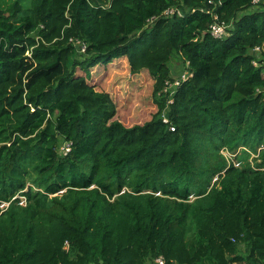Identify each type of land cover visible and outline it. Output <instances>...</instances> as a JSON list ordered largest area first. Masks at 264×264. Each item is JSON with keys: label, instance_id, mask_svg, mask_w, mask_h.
<instances>
[{"label": "trees", "instance_id": "obj_1", "mask_svg": "<svg viewBox=\"0 0 264 264\" xmlns=\"http://www.w3.org/2000/svg\"><path fill=\"white\" fill-rule=\"evenodd\" d=\"M118 58L154 80L142 124L88 81ZM160 256L264 264V0H0V264Z\"/></svg>", "mask_w": 264, "mask_h": 264}, {"label": "rangeland", "instance_id": "obj_2", "mask_svg": "<svg viewBox=\"0 0 264 264\" xmlns=\"http://www.w3.org/2000/svg\"><path fill=\"white\" fill-rule=\"evenodd\" d=\"M171 63L172 78H176L178 72L184 71V65L180 59H173ZM91 73L88 76V81L95 86L96 90L109 93L115 105L116 114L114 118L125 126L142 124L149 120L156 111L152 99L154 80L147 70L131 73L126 59L118 58L108 65L100 63L91 69ZM221 152L227 159L233 157L231 153L224 149ZM241 156L251 161V158L255 155L251 154L247 157L244 153H241ZM233 161L235 162V160ZM235 164L237 165V163ZM34 177L35 174H31L27 182V186L32 191L38 189ZM244 250L245 246L241 244L239 246L240 253H244ZM145 264H157V262L155 259L149 258Z\"/></svg>", "mask_w": 264, "mask_h": 264}, {"label": "built area", "instance_id": "obj_3", "mask_svg": "<svg viewBox=\"0 0 264 264\" xmlns=\"http://www.w3.org/2000/svg\"><path fill=\"white\" fill-rule=\"evenodd\" d=\"M258 1L260 0H253V4H256ZM169 12V11H167ZM231 25V22H229L228 24H217V23H213V25L211 26L212 29V34L215 37H222L223 35L227 34V28H229ZM76 44H79V41H76ZM79 49L81 52H83L85 50V45L80 44ZM260 48L259 47H255L253 49V52H257L259 53ZM254 65L257 64L256 61H253ZM192 76V73L189 72L188 70H186V66L184 67V71L182 70L180 72V74H177L176 78H172V80H167L165 82V86L163 88L164 91H170V94L173 93L178 86L180 85V83L187 79L188 77ZM164 121H166V119H164ZM68 148H66L67 150ZM155 261L157 262V264H163V258L160 256L158 258L155 259Z\"/></svg>", "mask_w": 264, "mask_h": 264}]
</instances>
